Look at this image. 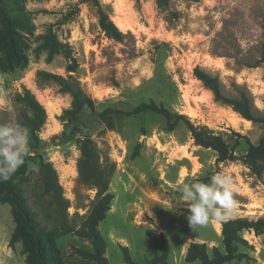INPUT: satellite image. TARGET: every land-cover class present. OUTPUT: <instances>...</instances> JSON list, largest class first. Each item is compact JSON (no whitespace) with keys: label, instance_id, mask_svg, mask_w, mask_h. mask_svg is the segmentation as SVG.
<instances>
[{"label":"rangeland","instance_id":"374dc122","mask_svg":"<svg viewBox=\"0 0 264 264\" xmlns=\"http://www.w3.org/2000/svg\"><path fill=\"white\" fill-rule=\"evenodd\" d=\"M99 1L116 24L125 26L123 40L101 31L96 9L88 1L10 0L11 7L27 17L18 39L26 60L21 67L3 66L5 52L0 45V123H20L23 109L14 96L24 87L46 110L38 144L33 146L30 140L32 155L21 183L27 204L48 228H60L57 207L42 192L38 172L42 157L56 169L69 202L66 224L78 226L96 194L94 187L77 177L76 141L89 137L100 161L113 166L108 184L113 198L98 223L107 264H126L122 247L136 264H145L160 252L161 233L169 244L167 264H187L184 255L192 241L204 242L209 251L213 246L223 251L222 221L213 219L193 231L188 205L176 201L181 195L178 188L183 182L207 183L224 173L238 190L232 218H264V171L256 176L244 162L248 142L257 143L263 129L216 102L193 76V68L198 65L218 75L226 94L236 93L234 85L246 88L255 113L264 114V62L260 61L264 0H170L166 8H158L155 0ZM50 33L62 43L59 49L68 50L76 60L74 72L66 70L71 60L62 52L43 48ZM41 71L65 78L71 74L94 100V110L80 112L65 136L66 120L61 115L71 96L55 81L40 77ZM149 100L213 129L234 146L235 158L217 162L215 151L195 144L185 125L168 131L163 116L153 112L117 116L112 130L98 116L106 107L125 109ZM138 144V154L132 157ZM13 230L10 205L0 203V264H27L21 241L9 246ZM239 235L237 252L242 256L223 264H264V231L243 229ZM55 244L63 264L89 263L75 252V248L91 249L85 237L60 232Z\"/></svg>","mask_w":264,"mask_h":264},{"label":"trees","instance_id":"16d2710c","mask_svg":"<svg viewBox=\"0 0 264 264\" xmlns=\"http://www.w3.org/2000/svg\"><path fill=\"white\" fill-rule=\"evenodd\" d=\"M88 1L96 9L97 23L102 32L116 41L123 40L127 33H124L110 18L108 9L99 0ZM170 0H155L158 8H166ZM198 1V0H191ZM27 17L18 9L11 7L10 0H0V45L3 47L5 56L2 58L3 66L13 69L24 66L26 57L19 48L18 39L20 29L26 28ZM263 40L260 46V61L264 62V23L262 25ZM62 43L55 40L52 33L47 35L43 48L51 53L62 52L71 63L67 65L68 72L76 70V60L68 50L59 49ZM22 60V61H21ZM23 62V63H21ZM38 75L44 79L55 81L60 90L71 96L70 106L62 111V119L66 120V127L62 134L65 136L69 123L77 120L78 115L85 109L94 110V100L80 87L79 82L71 74L65 78L62 75L41 71ZM193 76L201 81L208 89L213 99L220 104L227 105L239 114L242 118L262 126L263 132L257 143L248 142L244 156V162L251 169L252 173L259 176L264 171V114L255 113L253 101L246 88L235 86L236 93L226 94L218 75L213 74L200 66L193 68ZM15 101L21 104L23 111L20 114V125L30 129V140L33 146L39 142L38 131L46 119L44 105L27 88L14 96ZM143 112H153L163 116L168 131H172L178 124H183L190 133L194 143L204 148H210L216 153V161L222 162L233 160L234 146H230L226 140L213 129L203 124L193 123L183 113L169 110L161 103L154 100L142 101L129 108L106 107L98 113L99 118L107 129H114V118L120 115L132 116ZM75 124V123H74ZM0 125H2L0 123ZM79 150V157L76 163L77 177L80 182L96 189L95 198L88 211L81 217L77 227L66 224V209L69 206L68 200L62 194V186L58 181L56 169L50 161L40 157L38 172L42 183V192L55 204L60 217V228H48L42 223L37 213L27 204L23 194L21 183L27 170L28 158L16 173L8 181L0 180V203L10 205L11 216L14 223V230L9 241V246L21 241L22 253L26 254L27 264H63L59 255V249L55 239L60 232H74L76 235L85 237L91 243V249L75 248L76 254L89 261L88 264H107L105 256L106 243L98 229V223L104 218L106 211L110 208L113 198L108 191L110 176L113 166H108L100 161L99 153L94 141L89 137L79 138L76 141ZM140 144L136 145L132 157L138 154ZM252 228L256 233L264 231V218L250 220L246 217L231 218L221 223V236L223 251L213 246L209 251L204 242L192 241L185 251L184 261L187 264H223L233 259H239L242 255L237 252V244L242 240L239 232L243 229ZM161 250L152 258L146 260L145 264H167L169 255V244L160 234ZM123 260L126 264H136L128 254L127 248L122 247Z\"/></svg>","mask_w":264,"mask_h":264},{"label":"clouds","instance_id":"9594fccd","mask_svg":"<svg viewBox=\"0 0 264 264\" xmlns=\"http://www.w3.org/2000/svg\"><path fill=\"white\" fill-rule=\"evenodd\" d=\"M30 129L15 122L0 125V180L8 181L32 155ZM176 199L187 204V217L193 231L206 226L211 220L226 221L232 218L237 207L234 182L224 173L213 175L209 182H183ZM172 204H170V208Z\"/></svg>","mask_w":264,"mask_h":264},{"label":"bare ground","instance_id":"6f19581e","mask_svg":"<svg viewBox=\"0 0 264 264\" xmlns=\"http://www.w3.org/2000/svg\"><path fill=\"white\" fill-rule=\"evenodd\" d=\"M120 29L125 28V26L121 23V24H116ZM54 109V107L52 105L49 104V111H52Z\"/></svg>","mask_w":264,"mask_h":264}]
</instances>
